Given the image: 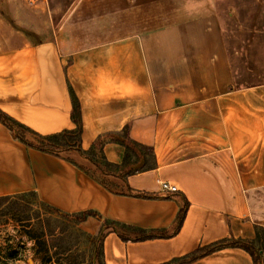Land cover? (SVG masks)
Returning a JSON list of instances; mask_svg holds the SVG:
<instances>
[{
	"label": "crops",
	"instance_id": "0c3cea01",
	"mask_svg": "<svg viewBox=\"0 0 264 264\" xmlns=\"http://www.w3.org/2000/svg\"><path fill=\"white\" fill-rule=\"evenodd\" d=\"M0 22L2 112L39 135L71 130L70 86L83 151L101 138L105 160L120 165L125 149L111 137L126 127L154 155L151 168L125 183L116 178L121 187L113 191L0 122V196L31 192L63 214L91 212L77 227L90 237L101 230L104 264H174L264 230V77L237 83L215 0H74L39 42L13 41L9 13ZM160 182L177 190L162 192ZM105 220L164 235L135 239L121 228L123 239ZM186 264L253 261L242 248L224 247Z\"/></svg>",
	"mask_w": 264,
	"mask_h": 264
},
{
	"label": "rangeland",
	"instance_id": "374dc122",
	"mask_svg": "<svg viewBox=\"0 0 264 264\" xmlns=\"http://www.w3.org/2000/svg\"><path fill=\"white\" fill-rule=\"evenodd\" d=\"M73 2L15 0L14 7L0 4V15L9 13L10 20L15 21L16 38L13 41L17 44L23 40L39 42L50 37ZM215 2L237 83H251L264 77V0ZM3 25L0 22V28ZM23 135L28 141L37 142L29 133L23 132ZM59 152L99 180L117 189L121 187L117 180L96 171L93 161H99L98 155L94 154L88 160L72 150L60 149ZM27 229L39 236L38 242L43 243V249L38 242L30 244L25 240ZM96 244L93 245L91 237L78 229L76 215L58 213L31 194L0 205V264H43L48 259V264H57L56 259L63 257L88 264ZM64 247L70 249L64 251ZM34 255L41 260L29 261Z\"/></svg>",
	"mask_w": 264,
	"mask_h": 264
},
{
	"label": "trees",
	"instance_id": "16d2710c",
	"mask_svg": "<svg viewBox=\"0 0 264 264\" xmlns=\"http://www.w3.org/2000/svg\"><path fill=\"white\" fill-rule=\"evenodd\" d=\"M68 90H69V95H70V99L72 103L71 119L73 123L75 124V127L71 130H64L62 132L54 133L50 135H39L35 133L34 131H31L29 128L25 127L24 125L20 124L15 119L11 118L10 116L5 114L1 110H0V122L4 124L11 131L13 136L17 138L19 141H21L27 146L36 148L38 150H41V151H44V152H47V153H50V154H53L59 157H64L66 159H69V158L62 156L59 152L60 149L75 151L79 155L85 156V158H87L88 160H91L92 155L96 154L99 157V161H93V165L96 171L102 174H107L115 180L116 178H118L120 179L122 183H125V178L129 174L137 172V171H141L144 169H149L154 165V155H153L151 148L143 146L133 141L129 137L128 130L126 127L123 128L120 137H111L112 141L117 142L120 145L124 146V149H125L123 162L120 165L108 163L105 160L102 154V145L104 144V140H102L101 138H97L88 151H83L79 146L80 134L82 130L79 102L70 86L68 87ZM23 132L29 133L31 136H33V138L37 140V142L28 141L24 137ZM133 156H134V160L132 159ZM138 163L139 165H137ZM83 170H85L86 173H88L91 177L96 179L99 183L109 188L110 190L120 191L117 188H114L113 186L108 185L106 182L99 180L94 175L89 173L85 168H83ZM120 181L118 182L120 183ZM24 194H31L35 196L31 192L0 196V205L4 203L5 201L20 197ZM186 205L187 203L186 201H184L182 208L179 210L177 222L181 221V218L183 217L185 213ZM53 210H55L58 213H61L60 211L56 209H53ZM90 214L92 213L83 212V213L73 214V215L77 216V223H78L84 220ZM103 224L107 228H110L111 230L115 231L123 239H126V238L120 233L121 228L123 229L125 228L127 230L137 233V236L135 239L151 238L153 236L164 235L163 231H145L142 229H137L135 227L126 226L124 224H120L114 221L105 220ZM255 232H256V236L253 240L222 239L214 243H211L207 246L198 248L192 253H190L189 255L175 259L172 262L174 264H186L194 260L195 258L208 254L217 249H221L224 247H239L249 253V255L252 258L253 264H264V261L262 258V253L264 251V230L261 227L256 226ZM25 235L27 236V238L33 239L35 240V242H38L39 236L32 233L30 229H27L25 231ZM101 236H102V233L100 230L96 236L91 237L93 241V245H95V242L97 244L95 246L96 249H94L93 255L90 257L91 259L88 261L89 263L85 261L86 263L104 264L102 261V252H101ZM38 243L40 244L39 247L43 249L44 247L43 243L41 242H38ZM63 249L64 251H68L70 248L64 247ZM49 262H50V259H48L47 261H43V264H48ZM55 263L57 264L58 263L59 264H84V261L79 262V261H76V259L68 260V258L63 257L62 259H56Z\"/></svg>",
	"mask_w": 264,
	"mask_h": 264
},
{
	"label": "built area",
	"instance_id": "2783aa9c",
	"mask_svg": "<svg viewBox=\"0 0 264 264\" xmlns=\"http://www.w3.org/2000/svg\"><path fill=\"white\" fill-rule=\"evenodd\" d=\"M160 189L165 193L175 192L177 190L175 185L169 184L168 182H160Z\"/></svg>",
	"mask_w": 264,
	"mask_h": 264
}]
</instances>
